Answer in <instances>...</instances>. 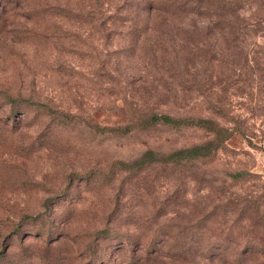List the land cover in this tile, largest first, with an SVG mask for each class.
Returning <instances> with one entry per match:
<instances>
[{
    "label": "rangeland",
    "instance_id": "obj_1",
    "mask_svg": "<svg viewBox=\"0 0 264 264\" xmlns=\"http://www.w3.org/2000/svg\"><path fill=\"white\" fill-rule=\"evenodd\" d=\"M0 264H264V0H0Z\"/></svg>",
    "mask_w": 264,
    "mask_h": 264
},
{
    "label": "trees",
    "instance_id": "obj_2",
    "mask_svg": "<svg viewBox=\"0 0 264 264\" xmlns=\"http://www.w3.org/2000/svg\"><path fill=\"white\" fill-rule=\"evenodd\" d=\"M191 119V118H190ZM188 118H176L168 114L155 112V111H143L140 113L134 121L128 123L124 126L117 125L112 127H102V130L111 131L116 133H129L133 128H139L141 130L147 129L149 127H154L157 125H167L179 127L184 124H194L198 127L208 130L211 134L210 139L200 144H194L187 147H182L174 149L168 152H160L153 149H147L142 152L136 159L128 163H120L124 168L129 170H141L143 167H148L154 163L158 164H187L197 161L198 159L208 157L212 155L223 143V140H226L228 136L222 134L223 129L218 126L217 123L210 119H195L193 120ZM132 121V119H131ZM233 177L242 176V172H236L232 174Z\"/></svg>",
    "mask_w": 264,
    "mask_h": 264
}]
</instances>
